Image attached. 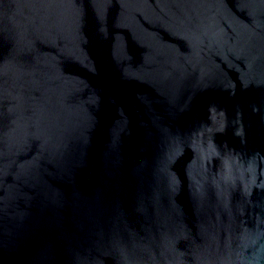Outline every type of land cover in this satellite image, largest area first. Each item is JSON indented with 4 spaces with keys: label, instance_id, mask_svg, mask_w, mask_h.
I'll list each match as a JSON object with an SVG mask.
<instances>
[{
    "label": "water",
    "instance_id": "95a60500",
    "mask_svg": "<svg viewBox=\"0 0 264 264\" xmlns=\"http://www.w3.org/2000/svg\"><path fill=\"white\" fill-rule=\"evenodd\" d=\"M0 264H264V0H0Z\"/></svg>",
    "mask_w": 264,
    "mask_h": 264
}]
</instances>
